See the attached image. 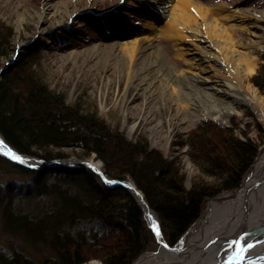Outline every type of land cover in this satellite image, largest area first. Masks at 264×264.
Masks as SVG:
<instances>
[{"label": "trees", "instance_id": "16d2710c", "mask_svg": "<svg viewBox=\"0 0 264 264\" xmlns=\"http://www.w3.org/2000/svg\"><path fill=\"white\" fill-rule=\"evenodd\" d=\"M11 40V29L7 35L0 33V135L6 143L45 161L96 155L107 178H131L142 191L168 244L187 230L208 198L237 187L253 161L254 139L234 135L230 126L201 120L188 133L198 174L186 187L178 158L151 148L145 136L127 138L103 120L97 108L87 106L83 96L69 98L51 88L37 53H17L8 60ZM258 57L251 81L264 94V49ZM1 162L24 176L0 184L2 225L36 248L47 247L49 255L41 264L91 259L130 264L157 243L137 199L93 170L70 164L30 168L0 155ZM34 198L42 203L24 205V199ZM0 257V264H39L16 248L0 252Z\"/></svg>", "mask_w": 264, "mask_h": 264}, {"label": "rangeland", "instance_id": "374dc122", "mask_svg": "<svg viewBox=\"0 0 264 264\" xmlns=\"http://www.w3.org/2000/svg\"><path fill=\"white\" fill-rule=\"evenodd\" d=\"M201 1L210 4L222 3L232 10L255 8L264 11V0ZM148 2H156L153 6L156 14L162 11L168 15L174 10L177 11L168 0H145L142 4L137 0H0V25L4 26L1 27L0 33L7 35L8 29L12 31L11 44L14 50L10 52L8 60L11 56L14 58L17 53L26 51L37 53L36 61L51 88H57L69 98L83 96L87 106L97 108L102 119L111 127L119 128L127 138L145 136L151 148L161 150L168 158H178L185 173V186L190 187L193 178L198 174V167L191 158V147L187 143L189 131L199 121L209 119L219 125L232 127L234 135L238 137L254 139L258 150L264 145V108L262 118H259L247 104L238 103L235 107L239 113L229 114L228 120L224 123L207 115L193 120L184 114L170 88L163 86L153 91L151 78L146 77L145 69L150 66V62H154V57L155 60L158 58V55L154 54L157 52L142 45L134 56L133 67L129 68L126 54L119 49V44L125 41L127 33H135L145 28L147 22L142 14ZM42 9L45 10L41 12ZM165 18L168 19V16ZM245 23L257 34V46L250 49L251 54L256 57L254 72L245 78L244 83L256 87L251 81V76L260 62L258 53L264 49V19L249 18ZM177 26L182 27L179 23ZM214 26L215 14L211 12L197 16L196 26H192L197 28L201 40H205L203 42L196 37L194 41L210 42L212 45L209 48L213 53H215ZM182 29L188 30L186 27ZM41 32L44 38H47V42L40 43ZM187 34L190 36L188 32ZM242 35V32L236 33L238 37ZM152 41L165 50L167 60L174 69L171 70L177 73L184 65L175 58L174 48L158 33ZM97 44L101 48L98 51L93 49ZM144 44L147 45V41ZM97 53H100L99 56ZM163 70L162 74H168L166 69ZM190 84L189 79L180 83L182 92L185 89L192 94ZM257 90L261 92L258 88ZM200 98L199 101L196 99L191 101L190 114L211 105L208 96L202 95ZM81 159L100 163L98 169L103 173V163L94 154L85 158L71 154L59 160L72 165ZM22 179L23 174L13 172L3 162L0 163V184ZM241 179L235 189L240 187ZM127 180L133 181L131 178ZM225 191L227 190L218 194ZM41 203L42 200L35 198L24 199V205L39 206ZM143 217L145 219L144 212ZM145 221L147 222L146 219ZM158 246L157 242L145 251L157 250ZM14 248L39 264L49 255L47 247L36 248V245L24 240L22 235L6 230L0 218V252L9 254ZM95 262L107 264L99 259H91L82 264Z\"/></svg>", "mask_w": 264, "mask_h": 264}, {"label": "bare ground", "instance_id": "6f19581e", "mask_svg": "<svg viewBox=\"0 0 264 264\" xmlns=\"http://www.w3.org/2000/svg\"><path fill=\"white\" fill-rule=\"evenodd\" d=\"M137 1L141 4L145 2ZM168 2L177 10L168 15L162 11L156 14V10H153L156 2H148L142 14L147 22L145 28L127 33L125 41L119 44V49L127 56L128 67H133L134 56L142 45L156 51L154 54L158 58L155 60L154 57V62H150V66L145 69L146 77L152 79V90L163 86L170 88L184 114L193 120L207 115L224 123L229 114L239 113L235 107L238 103L247 104L262 118L264 96L252 84L244 83L245 78L254 72L256 57L250 49L257 46V34L245 20L264 19V11L255 8L232 10L222 3L210 4L201 0ZM208 12L215 14V53L209 48L212 45L210 42L201 43L205 40H201L197 28L192 27L196 26L197 16H204ZM178 23L188 30L178 28ZM237 32L243 35L238 37ZM157 33L174 48L175 58L183 63L184 66L177 73L171 70L173 66L168 62L165 50L152 41ZM44 37L41 32L40 43L48 41ZM196 37L201 41L195 42ZM93 49L98 51L101 48L97 44ZM163 69L168 74H162ZM187 79L191 81L192 94L185 89L182 92L180 83ZM202 95L209 97L211 105L190 114L191 101H199ZM0 152L11 154L1 139ZM91 162L97 168L100 167V163ZM136 193L140 195L138 191ZM147 217L151 218L148 213ZM251 232L255 234L249 236ZM241 237L243 240L239 245L232 244ZM244 243L253 244V252L264 250V145L258 148L238 189L208 199L200 217L174 246L146 251L131 264H229L227 257ZM246 264H264V254Z\"/></svg>", "mask_w": 264, "mask_h": 264}, {"label": "water", "instance_id": "95a60500", "mask_svg": "<svg viewBox=\"0 0 264 264\" xmlns=\"http://www.w3.org/2000/svg\"><path fill=\"white\" fill-rule=\"evenodd\" d=\"M213 119H215V118H213ZM0 139L9 148L10 153H11L10 155H7V154H5L3 152H0V155L2 157H4V158H7V159L17 163V164H20L21 166L30 167V168H40L42 166L45 167V166H53V165L64 164L59 159L51 160V161H45V160H43L41 158H38V157H35V156H32V155L19 153L14 148H12L8 143H6V141L3 139V137L1 135H0ZM14 156L15 157H19V159H14L13 158ZM21 159H23V160H25L27 162H24ZM72 165L83 166V167H86V168H89V169L93 170L94 172L98 173L107 184L114 185V186L121 185V186L125 187L131 193V195H133L137 199V201L139 202V205H140L141 209L144 212L145 219L147 220V224L150 227V229L153 231V233H154V235L156 237V241L159 243V246H158L157 250H159L160 247H170V245L165 241V239L163 238V236L161 234L157 215L155 214L153 209H151L149 207V205L147 204V202L144 199L143 193L136 187V185H135V183L133 181L127 180V179L107 178L105 175H103L102 171H100L96 166L93 165V163L90 160L81 159V160H78L76 162H73ZM231 190L233 191V190H235V188L229 189L227 191H231ZM135 191L136 192L138 191L140 193V195L137 194ZM147 213L150 215V217H151L150 219H148ZM154 225L159 229V236L156 234V231L154 230V227H153ZM253 234H255V233L251 232L249 234V236H251ZM177 242H175L172 246H174ZM244 244H241L239 247H237L235 252H232L227 257L228 259L232 258L231 260L229 259L230 260L229 264H246V263H249L250 261H253L255 259H259V257L263 256L264 250L263 251L259 250L257 252H253V251H251L252 249H247L246 251H244L242 253V255L244 256V260L243 261L236 260L235 256H236L237 253L240 252V249L241 248H245L246 249V244L245 245ZM144 252H146V251H143L141 254H143ZM260 254H262V255H260Z\"/></svg>", "mask_w": 264, "mask_h": 264}, {"label": "snow or ice", "instance_id": "6c2138e0", "mask_svg": "<svg viewBox=\"0 0 264 264\" xmlns=\"http://www.w3.org/2000/svg\"><path fill=\"white\" fill-rule=\"evenodd\" d=\"M13 158H14V159H19V157H15V156H14ZM153 227H154V230L156 231V234L159 236V229H158L155 225H154ZM241 240H243V237H241L239 240H235V241H233L232 244L239 245V244L241 243ZM230 246H231V245H230ZM253 247H254L253 244H251V243H247V245H246V249H245V248H241V249H240V252L236 254L235 259H236V260L243 261V260H244V256L242 255V253H243L244 251H246L247 249H252ZM229 259L231 260L232 258H229Z\"/></svg>", "mask_w": 264, "mask_h": 264}]
</instances>
